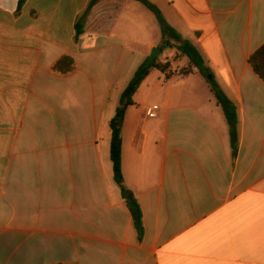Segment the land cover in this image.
Wrapping results in <instances>:
<instances>
[{
  "label": "crops",
  "instance_id": "crops-1",
  "mask_svg": "<svg viewBox=\"0 0 264 264\" xmlns=\"http://www.w3.org/2000/svg\"><path fill=\"white\" fill-rule=\"evenodd\" d=\"M149 1L236 104V156L208 81L161 51L173 74L152 69L122 129L140 240L110 123L159 49L154 14L135 0H0V264H264V82L249 62L264 0Z\"/></svg>",
  "mask_w": 264,
  "mask_h": 264
},
{
  "label": "trees",
  "instance_id": "trees-1",
  "mask_svg": "<svg viewBox=\"0 0 264 264\" xmlns=\"http://www.w3.org/2000/svg\"><path fill=\"white\" fill-rule=\"evenodd\" d=\"M26 0H21V3ZM142 3L150 12H152L160 26L162 33V46L166 49H176L180 56L188 59V73L193 70L198 71L210 84L211 90L217 99L218 104L224 111L226 120L230 128L231 145L234 157L237 154L239 144L238 122L239 115L236 104L229 99L223 89L216 83L214 79H209L213 72L199 52V50L188 40H185L165 19L161 10L149 0H135ZM82 33V24H77V34ZM163 48L159 49L163 51ZM156 58L150 66L146 62L142 64L135 72L133 78L122 93L120 104L116 109V113L111 120L110 128L112 132L111 141V161L114 170V180L119 186L123 198L126 200L127 206L134 220L135 228L141 240L144 234L143 213L139 202L136 199L130 200L128 196L132 193L125 185L123 170H122V129L126 112L129 107L134 106V96L139 90L143 81L150 75L152 69L165 71L167 66H162L157 63ZM250 64L254 72L264 82V45L260 47L250 58Z\"/></svg>",
  "mask_w": 264,
  "mask_h": 264
},
{
  "label": "rangeland",
  "instance_id": "rangeland-1",
  "mask_svg": "<svg viewBox=\"0 0 264 264\" xmlns=\"http://www.w3.org/2000/svg\"><path fill=\"white\" fill-rule=\"evenodd\" d=\"M158 7V6H157ZM159 8V7H158ZM160 9V8H159ZM161 10V9H160ZM162 12V10H161ZM163 13V12H162ZM164 15V14H163ZM165 17V16H164ZM153 18H156L155 15H153ZM166 19V18H165ZM167 20V19H166ZM156 24L158 26V30H159V33H158V36H159V44H158V47L160 48H163L162 46V33H161V29H160V26L157 22V19H156ZM166 48H163V53L161 54L160 57H165L167 55V52H166ZM152 53V51L150 52V54ZM159 57V56H158ZM157 57V58H158ZM177 61V68H178V73H181L183 74V70H186V67L182 66V64L179 62L178 58L175 59ZM155 72V70H153Z\"/></svg>",
  "mask_w": 264,
  "mask_h": 264
},
{
  "label": "built area",
  "instance_id": "built-area-1",
  "mask_svg": "<svg viewBox=\"0 0 264 264\" xmlns=\"http://www.w3.org/2000/svg\"><path fill=\"white\" fill-rule=\"evenodd\" d=\"M167 64H165L166 66ZM165 73H167V75H171L173 74V70L170 69V68H166L165 70ZM183 75H187L188 74V71L187 70H183ZM158 110H159V106H152L150 108L147 109L146 111V115L149 117V118H156L157 115H158Z\"/></svg>",
  "mask_w": 264,
  "mask_h": 264
},
{
  "label": "water",
  "instance_id": "water-1",
  "mask_svg": "<svg viewBox=\"0 0 264 264\" xmlns=\"http://www.w3.org/2000/svg\"><path fill=\"white\" fill-rule=\"evenodd\" d=\"M162 52H161V50L160 49H158V48H155V49H153L152 50V53H151V55H150V57H149V59L147 60V62H146V65L147 66H150L151 65V63L161 54ZM210 78H212L211 76H210ZM133 198V195L131 194L130 196H129V199H132Z\"/></svg>",
  "mask_w": 264,
  "mask_h": 264
}]
</instances>
